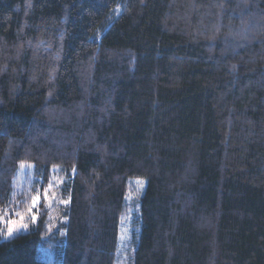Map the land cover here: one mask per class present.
Wrapping results in <instances>:
<instances>
[{
  "label": "trees",
  "instance_id": "16d2710c",
  "mask_svg": "<svg viewBox=\"0 0 264 264\" xmlns=\"http://www.w3.org/2000/svg\"><path fill=\"white\" fill-rule=\"evenodd\" d=\"M22 164L0 264H115L131 178L134 264H264V0H0V213Z\"/></svg>",
  "mask_w": 264,
  "mask_h": 264
},
{
  "label": "rangeland",
  "instance_id": "374dc122",
  "mask_svg": "<svg viewBox=\"0 0 264 264\" xmlns=\"http://www.w3.org/2000/svg\"><path fill=\"white\" fill-rule=\"evenodd\" d=\"M64 178L62 177L59 169H53L50 172L48 181L44 177L37 174L34 164H22L20 166L19 172L17 173L16 186L20 190H24L27 195L37 196V188L41 183H45V190H43L46 197V201L49 206L54 207V213L51 214V220L53 221L57 217L58 206L64 205L66 201L62 199L61 186L63 185ZM130 188L126 196L127 203V212L123 216V219L120 223L119 229V244L117 250V258L115 264H134L135 263V252L140 235L142 232V213H141V198L146 189L147 179L145 178H131L130 179ZM39 196V195H38ZM55 201V204L53 202ZM41 202V197L37 205ZM31 209V212L26 214H21L24 217L23 223H26L29 227V222L33 221L31 215L35 214L38 218V214L35 213V208ZM42 210V208H41ZM8 216L12 220L17 221L15 228L17 231L11 236H7L6 228L0 226V240H8L14 237L15 235L27 231L26 229L20 226L19 217L13 215L8 211ZM8 217H5L7 219ZM36 221V220H35ZM34 222V221H33ZM61 244L56 240L55 242L42 244L40 246V256L43 257L49 264H55L54 258L57 256Z\"/></svg>",
  "mask_w": 264,
  "mask_h": 264
},
{
  "label": "snow or ice",
  "instance_id": "6c2138e0",
  "mask_svg": "<svg viewBox=\"0 0 264 264\" xmlns=\"http://www.w3.org/2000/svg\"><path fill=\"white\" fill-rule=\"evenodd\" d=\"M38 201H39L38 195L36 197H33L32 207H35ZM29 212H31V209H29ZM16 215L19 217L20 226L26 229L28 225L26 223H23L24 217L20 215L19 213H16ZM5 217H8V218L5 219ZM31 219L35 221L37 219L36 215L32 214ZM16 223L17 221L12 220L11 217L8 216V210H4L2 213H0V226H3L4 228H6L7 236L11 237L17 231V229L15 228Z\"/></svg>",
  "mask_w": 264,
  "mask_h": 264
}]
</instances>
